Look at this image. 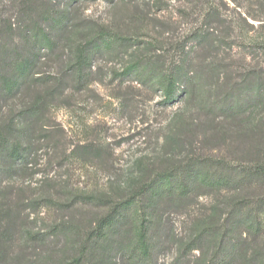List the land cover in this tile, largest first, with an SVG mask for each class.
Listing matches in <instances>:
<instances>
[{
    "label": "trees",
    "instance_id": "obj_1",
    "mask_svg": "<svg viewBox=\"0 0 264 264\" xmlns=\"http://www.w3.org/2000/svg\"><path fill=\"white\" fill-rule=\"evenodd\" d=\"M53 1L4 0L5 10L3 4L2 11L0 6V18L3 16L6 20L0 21V41L8 42L4 51L0 49V111L1 107L7 110L0 112V174L10 181L16 178L19 167L28 163L26 160L31 155L34 141L56 144L46 135L45 127L51 110L58 105L65 91L58 93L55 89L56 84H52L55 75L42 77L40 67L45 58L57 56L60 50L67 51V61L61 60L59 66L63 73H69V82L76 83L87 77L86 71L95 54L133 41V30L130 29L122 34L113 32L104 24L75 25L72 7L80 0H69L71 6L61 8ZM253 1L259 11H237L235 24L227 21L218 7L212 6L213 3L187 0L177 10L180 17L187 19L196 13L198 20L192 22L195 26L191 27L185 41L173 43V55L168 59L163 56L168 52L160 49L162 55L153 53V58H147L146 52L138 50L141 55L133 56L118 74L121 78L133 76L140 84L156 86L165 104L178 99L184 107L163 138V148L172 158L170 162L167 161L162 169L150 172V177L143 176L140 171L142 176L122 200L84 195L108 208L104 215L95 218L93 228L87 234L83 233L84 244L105 240L107 231L114 229L124 211L151 196L171 201L172 206L179 207L191 196L216 195L224 200L219 207L222 215L215 220L216 224L230 235L229 243L234 240L232 243L236 244L237 254L246 256L252 250L243 264H264V0ZM131 14L145 26L146 20H150L147 11H133ZM250 21L257 23V27ZM250 31L256 34L250 39L251 46L255 47L252 46L250 54L256 65H260L259 69L251 71L246 79L229 88V93H222L221 100H213L210 110L206 109V96L209 98L211 92H218V83L223 76L229 75L224 54L234 48L233 44H237L238 50L242 49L241 41L246 36L242 34ZM154 33L157 42L167 48L169 43L160 42L158 37L161 35ZM190 41L195 44L186 51V44ZM138 44L141 48L142 44ZM64 80L59 82L60 85ZM243 96L246 99H242ZM209 111L219 112L217 121L212 118L210 126ZM212 141L216 144L210 145ZM76 152L71 151V157L89 155L88 152ZM208 152L215 153L211 157L216 163H208ZM11 196V192L0 191V264L17 262L8 258L7 251L17 236L15 233L23 229L8 202ZM150 225L151 217L142 211L131 228V251L139 258L149 256ZM215 225L210 219H204L196 229L198 234L193 235L189 243V250H197L195 242ZM62 232L68 244L80 235L72 226L64 227ZM22 234L25 235L24 229L19 237ZM213 234L214 231L210 238ZM213 241L212 245H215L217 237ZM247 242L252 243L249 249L242 247ZM237 254H231L230 259L241 264L236 260ZM84 262V257L79 256L63 264ZM207 264L216 263L209 261Z\"/></svg>",
    "mask_w": 264,
    "mask_h": 264
},
{
    "label": "rangeland",
    "instance_id": "obj_2",
    "mask_svg": "<svg viewBox=\"0 0 264 264\" xmlns=\"http://www.w3.org/2000/svg\"><path fill=\"white\" fill-rule=\"evenodd\" d=\"M3 1L0 0L1 11ZM186 1L80 0L78 5L72 7L75 11L71 8L75 25L104 24L113 32L124 34L130 29L133 30V37L141 35L134 39L132 37L133 41L122 47L95 54L86 71L87 77L81 82H69V73H63L60 69L61 60L64 63L67 61V51L60 50L58 58L55 55L46 57L41 65L42 77L55 75L52 84H56L58 93L65 92L58 105L51 110L50 120L45 127L46 135L56 144L34 141L35 147L32 145L31 155L26 160L28 163L19 167L16 178L10 181L0 174V191L13 194L8 202L25 234L20 236L21 239L19 234L23 229H19L15 239L10 242L7 253L10 260H17L14 264H63L79 256L84 257V264L238 263L230 259L238 250L236 244L232 243L234 240L229 243L230 235L215 221L222 215L219 214L222 212L219 207L224 201L216 195L191 196L182 201L179 207L176 204L172 206L171 201L169 203L151 196L124 211L114 229L107 231L105 240H93L88 244H84L83 240V233L87 234L93 228L95 218L108 211L107 207L96 200L90 201L91 198L86 196L122 200L138 177L142 176L141 172L143 176L150 177V172L162 169L172 159L163 148V138L170 131V125L184 103L176 99L174 103L165 104L156 86L140 84L133 76L121 78L118 74L133 60V56L141 55L138 50L146 52L147 58H153V53L162 55L160 49L168 52L163 55L168 59L173 55V43L185 41L191 27L195 26L192 22L198 20L196 13L187 19L180 17L177 10ZM252 2L207 0L204 4L213 3L212 6L218 7L227 21L236 24L237 11H259ZM53 3H59L60 8L71 6L69 0H54ZM4 7L3 4V10ZM133 11L149 13L150 20H146V26L132 18ZM0 21L6 22L3 16ZM253 24L256 28L257 23ZM154 32L161 35L158 37L160 42L169 43L167 48L157 42ZM247 33L242 34H246L241 41L242 49L238 50L237 44H233L234 48L224 54L229 75L223 76L224 79L218 83V92H211L209 98L206 96V109L210 110L213 100H221L220 97L224 96L222 93H229L228 89L246 79L251 71L259 69L260 65H256L250 54L253 46L250 39L256 34L253 31ZM7 43L0 41L2 51L8 47ZM138 43L142 44L141 48ZM194 44V41L188 42L186 51ZM62 79L66 80L60 85ZM242 99L246 98L243 96ZM6 111L1 107L0 112ZM208 114L210 126L212 118L216 120L219 112L209 111ZM215 144L212 141L210 145ZM73 150L88 152L89 155L85 158H77V155L71 157ZM207 155L209 164L216 163L211 157L215 153L208 152ZM75 194L80 196L73 197ZM30 202L34 205L30 206ZM142 211L151 217L148 233L150 253L146 259L139 258L131 251V228ZM204 219H210L216 224L215 228L209 227L201 235V240L195 242L197 250L190 251L189 243L193 235L198 234L196 229ZM66 226H72L80 234L72 244H68V239L63 235ZM211 229L214 234L210 238ZM215 237L217 241L212 245ZM251 244L247 242L242 247L248 248ZM246 256L237 254L236 260L243 264Z\"/></svg>",
    "mask_w": 264,
    "mask_h": 264
}]
</instances>
